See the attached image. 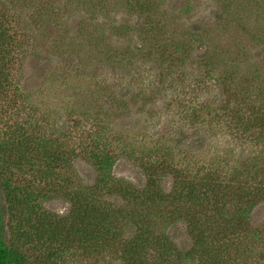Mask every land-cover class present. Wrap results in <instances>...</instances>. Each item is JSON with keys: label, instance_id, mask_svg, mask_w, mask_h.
Masks as SVG:
<instances>
[{"label": "rangeland", "instance_id": "obj_1", "mask_svg": "<svg viewBox=\"0 0 264 264\" xmlns=\"http://www.w3.org/2000/svg\"><path fill=\"white\" fill-rule=\"evenodd\" d=\"M24 134L61 141L63 152L92 134L115 160L113 175L135 185L155 175L154 189L171 193L173 172L157 162L167 152L183 180L209 189L202 206L183 205L186 229L164 226L161 205L146 207L149 233L168 234L180 253L148 244L137 264H264L263 199L253 198L248 220L229 203L239 192L249 205L245 197L264 189V0H0V141L8 156L23 152L16 145ZM20 164L3 174L0 167V183L9 177L39 189L35 215L67 214L62 193L73 180L59 184L67 165L77 180L95 179L81 157L57 168L59 179L37 184L31 164ZM115 223L117 237L90 251L76 245L49 257L36 240L22 247L45 263L128 264L122 243L133 231Z\"/></svg>", "mask_w": 264, "mask_h": 264}, {"label": "trees", "instance_id": "obj_2", "mask_svg": "<svg viewBox=\"0 0 264 264\" xmlns=\"http://www.w3.org/2000/svg\"><path fill=\"white\" fill-rule=\"evenodd\" d=\"M242 124L244 129L249 128V124L245 121ZM16 146H19L17 148L23 152H19L13 158L4 152L5 145L0 141V167L4 168L2 174L14 166H19L20 163V166L23 163L31 164L37 172L33 184H37L36 182L39 181L45 182V177L49 175L58 178L55 175L57 168L62 167L64 163L67 165L70 158L75 161L76 157H81L93 166L95 179L92 183L85 184L75 178L74 166L67 165V168H71V174L60 179L62 182L59 184L62 186L70 178L73 180L72 185L69 188L67 186L66 189L64 187L62 193L69 201L70 207L64 216L45 217L44 214H34L37 208L33 205L38 202L39 189H34L28 182L18 187L9 177H4L0 183V264H52L45 263L47 260L44 255L37 254L31 259L29 246L22 247L24 244L35 243V240L46 245L50 250L47 254L49 257L58 253L63 254L69 247L76 245L90 251L100 239L104 243L112 235L117 237L115 222L119 221L128 223V227L133 231V234L125 238L122 243V256L128 264H137L139 262L137 259L143 256L145 246L148 247V244L160 247L162 253L179 254L178 250H171L169 245L174 244L171 243L168 234L152 236L149 233L148 228L143 224L146 207L157 204L156 207L159 208L161 205L157 210V216L164 219L166 224L164 226L170 227L181 223L186 229L192 220L186 217V211L183 213V205L189 203V206L194 208L196 203H199L202 206L201 200L203 202L208 200L210 194L209 189L205 192L200 191L201 186L198 181L183 180L176 171L178 169L172 164L171 155H165L167 152H160L157 157L161 159L157 162L158 165L162 164L160 160L165 162V166L160 165V170L170 168L173 172L176 180L171 193H165L160 183L157 185L160 187L159 191L154 189L153 186L157 184L155 181L159 180L154 177L155 175L149 174L147 178L149 181H145L146 183L142 185H135L113 175L111 170L115 160L92 134L88 141L74 143L72 148L66 149L65 152L61 148V141L57 143L46 135L24 134ZM36 161L42 162V165L38 166ZM206 184L210 185L209 181L202 183V185ZM52 189L56 190V187ZM213 192L217 198L214 186ZM259 194L264 201V189L258 188L251 196L245 197L246 202L250 201L249 205H241L242 193L235 194L229 203L230 206L241 207L238 218L241 219L243 216L248 220L252 208L256 205L253 198ZM106 195H113L116 197L114 201H121L116 204L107 199ZM235 198L237 201H234ZM227 203V201L222 203L217 201L214 204L217 208L227 206ZM187 219L190 221L187 222Z\"/></svg>", "mask_w": 264, "mask_h": 264}]
</instances>
